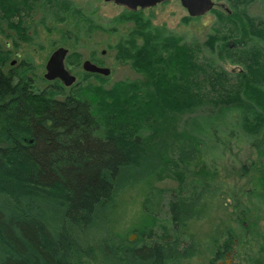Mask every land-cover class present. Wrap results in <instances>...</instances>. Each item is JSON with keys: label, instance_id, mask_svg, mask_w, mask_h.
I'll use <instances>...</instances> for the list:
<instances>
[{"label": "trees", "instance_id": "1", "mask_svg": "<svg viewBox=\"0 0 264 264\" xmlns=\"http://www.w3.org/2000/svg\"><path fill=\"white\" fill-rule=\"evenodd\" d=\"M54 1L0 0V22L15 30V40L29 42L24 19L38 6L56 21L70 15L75 45L86 39L94 50L99 47L92 34L104 32L103 26L73 4ZM223 1L227 8L213 3L210 13L226 33L202 44L153 27L141 11H125L118 20L134 22L135 29L109 48L138 80L103 85L107 78L88 74L85 83L67 88L30 77L35 67L11 62L14 53L0 50V264H85L95 253L100 264H178L202 249L187 226L204 218L203 202L218 198L222 189L215 187L212 171L198 169L200 149H176L188 141L186 135L176 129L165 134L160 121L170 113L235 109L242 128L254 136L250 146L264 155V7L258 18L246 12L253 0ZM232 36L263 46L233 49ZM203 50L239 71L200 59ZM40 83L42 89L34 88ZM158 175L176 183L163 226L143 229L132 242L114 235L109 225L116 198ZM235 239L232 230L217 228L204 247L222 256Z\"/></svg>", "mask_w": 264, "mask_h": 264}, {"label": "rangeland", "instance_id": "2", "mask_svg": "<svg viewBox=\"0 0 264 264\" xmlns=\"http://www.w3.org/2000/svg\"><path fill=\"white\" fill-rule=\"evenodd\" d=\"M63 1L73 4L79 14L87 16L85 19L89 22L93 21L103 26L104 32L95 31L92 34V41L99 47L94 50L86 39L75 45L73 37L68 33L75 22L71 20L70 15L63 14L64 19L56 21L55 15L49 10L42 11L37 6L24 19L26 36L30 37L29 42L17 38L15 40V30L7 22H0V50L14 53L11 62L24 60L27 67L37 69L29 72L30 77H34L31 74H36L35 76L43 78L48 58L56 49L64 48L68 50L65 68L77 81L82 83L87 81L88 74L82 69V64L86 60L110 70L111 73L103 85L119 80L141 79V76L127 64L118 63L114 58L115 53L109 48L135 29L134 22L118 20L129 10L114 3H105L103 0ZM54 2L56 5L57 0ZM213 3L218 9L227 8L222 7L225 5L223 0H213ZM263 7V0H253L246 12L252 17H263ZM137 11H141L140 17L145 22L180 36L187 44H202L208 36L216 32L226 33L224 26L213 13L208 12L196 18L190 17L188 20L189 16L181 6L180 0H167L153 8ZM229 43L233 49L263 46L254 39L241 41L240 37L236 36H232ZM74 54L76 56L71 57ZM199 56L200 59L214 62L216 66L226 71H239L238 67L229 64L222 56L217 57L208 50H203ZM88 79L97 84L101 81L92 77ZM42 87L40 83L34 88ZM160 123L164 133L168 129H176L186 135L188 141L184 145H176V149L189 145H196L200 149L198 169L212 171L215 187L222 189L218 198L203 202L204 218L187 226L188 236L197 241L202 249L194 258L182 264L207 263L209 252L204 246L211 243L217 228L220 231L230 229L235 235L233 249L229 251L232 258L228 260H233L231 264H257V260L264 264V190L261 189L264 181V155L258 154L257 149L250 146L254 136L242 128V114L235 109L205 108L203 111L193 113H170ZM211 129L215 130L217 144ZM231 130L234 133L233 138L228 137V131ZM222 142L226 143L227 148L225 146L221 149L220 145L218 146ZM153 187L157 192L151 194ZM175 188V182L164 180L161 175L127 188L120 193L112 206L110 231L126 241L130 238L135 241L143 229L163 226L167 220L165 204L170 197V191ZM154 198H158L159 201L156 203ZM85 264H100L97 254H92Z\"/></svg>", "mask_w": 264, "mask_h": 264}, {"label": "water", "instance_id": "3", "mask_svg": "<svg viewBox=\"0 0 264 264\" xmlns=\"http://www.w3.org/2000/svg\"><path fill=\"white\" fill-rule=\"evenodd\" d=\"M105 3H114L122 6L129 11H137L153 8L167 0H103ZM181 6L186 10L191 18L201 17L210 12L213 8L212 0H180ZM68 56V50L64 48L56 49L49 57L45 66L44 79L47 81L59 80L64 87H71L76 82L75 76L71 75L65 68V59ZM82 69L87 74L99 75L104 78L109 77L110 70L104 67H98L89 60L82 64ZM129 241H132L130 238Z\"/></svg>", "mask_w": 264, "mask_h": 264}, {"label": "flooded vegetation", "instance_id": "4", "mask_svg": "<svg viewBox=\"0 0 264 264\" xmlns=\"http://www.w3.org/2000/svg\"><path fill=\"white\" fill-rule=\"evenodd\" d=\"M104 54V52L102 51L101 52V55H103ZM67 58V57H66ZM49 59V58H48ZM66 60V59H65ZM48 61V60H47ZM96 65V64H95ZM46 66V65H45ZM97 66L98 67H101V66H99L98 64H97ZM111 73V72H110ZM95 76H98V77H102V76H99V75H95ZM43 78H44V75H43ZM45 80V79H44ZM47 81V80H46ZM48 83L50 82H52V83H55V82H59L60 84H62L59 80H54V81H47ZM195 256H193V257H191V258H187V259H184V260H180L179 262H178V264H182V263H184L185 261H187V260H189V259H192V258H194ZM230 257L232 258V256H231V253L229 252V251H227V252H224L223 253V255L222 256H218V255H216V254H214V255H210L209 254V256H208V261H207V263H205V262H203V263H200V264H231V262L233 261V260H228V259H230ZM262 264V263H261Z\"/></svg>", "mask_w": 264, "mask_h": 264}]
</instances>
